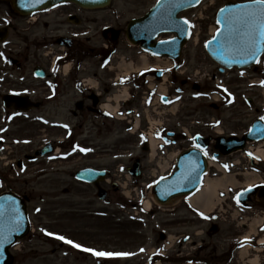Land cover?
I'll return each mask as SVG.
<instances>
[{
  "label": "flooded vegetation",
  "instance_id": "flooded-vegetation-1",
  "mask_svg": "<svg viewBox=\"0 0 264 264\" xmlns=\"http://www.w3.org/2000/svg\"><path fill=\"white\" fill-rule=\"evenodd\" d=\"M120 17L117 12L88 10L72 3L50 10L18 13L9 3L0 0V53L3 54L0 56V192L20 196L34 217L35 234L27 236L22 243L45 239L48 244H54L43 235L44 229L50 231L48 226L53 221L42 219L44 211L33 202L36 187L32 185V191H27L28 184L23 180L32 178L39 190L44 188L42 194H55L57 187L64 184L65 176L72 179L81 170L95 169L89 165L93 156L89 152L98 150L97 145L108 142L109 137L111 148L115 147L112 151L118 155L119 146L112 144V140L121 126L120 116L134 117L135 101L151 95L147 79L151 75L156 78V72H148L149 66L138 68L142 66L144 53L140 46L132 49V56L131 45L125 50L121 48L128 23L123 26ZM99 36L100 45L96 41ZM131 64L132 71L139 73L136 77H131V69L125 70V66L131 68ZM254 73L262 76L264 69L254 70ZM243 84L242 79L228 83L230 88L234 87L231 92L236 98L232 106L228 105L227 98L226 105L213 106L211 116L219 117V127L224 130L223 139L227 141L245 136ZM209 91L218 92L214 87ZM125 94L127 98L123 99ZM229 112L232 118L227 117ZM132 122L130 119L129 123ZM216 128L213 125L201 132L209 140L208 152L212 155H218L216 147L220 140H213ZM173 137L175 140H167L168 144H176L183 138L175 134ZM134 140L131 139V146ZM80 148L85 151L81 152ZM41 181H45V187L39 185ZM91 187L96 192L102 189L111 197L113 187L107 184ZM65 190L73 193L74 189ZM118 191L115 189L116 193ZM257 194L264 199L263 190L258 189ZM176 221L179 220L173 222ZM181 223L185 224L183 229L192 230L184 236L183 242L190 240L194 243L192 249H197L187 252V248L179 244L178 251L183 257L176 264H239L238 258L243 264L251 263L249 257L253 253L240 255L242 240L246 237L240 234L247 233L246 228L236 231L237 234H232L231 229L230 235L225 237L219 235L222 229H217V235L207 232L209 240L219 242L215 240L208 247L204 244L200 247L195 236L198 221L185 220L177 224ZM214 224L211 222L210 227ZM167 239L165 235V241ZM249 242L252 246L259 245L258 238ZM203 250L209 251L205 257H201ZM55 252L53 249L52 253ZM37 254L36 250L20 252L24 260ZM79 255L78 259L88 260ZM259 264H264V260H259Z\"/></svg>",
  "mask_w": 264,
  "mask_h": 264
},
{
  "label": "rangeland",
  "instance_id": "rangeland-1",
  "mask_svg": "<svg viewBox=\"0 0 264 264\" xmlns=\"http://www.w3.org/2000/svg\"><path fill=\"white\" fill-rule=\"evenodd\" d=\"M158 1L159 0H117L113 3L110 10H116L121 14L120 20L124 26L132 19L145 16ZM244 1L252 0H207L199 8L181 15V17L188 19L194 27H192L190 40L183 53V68L177 73H172L167 78L166 90L174 97V102L169 106L163 107L160 102L156 105L153 102L151 107L148 106V118L150 121L148 122V120L144 119L142 124L143 129L147 130V125H150V133L162 131L163 127L183 132V117L188 115L194 116L196 109H198L200 114L207 120H213L208 114V112H210L209 104L213 100L210 98V95L206 93H196L193 86L195 83H198L206 92L208 86L213 83V75L217 74V66L206 54L205 44L212 37L213 32L218 28L216 24L218 11L229 2L241 3ZM96 41L100 45L102 43V38L99 36L96 38ZM120 45L121 48L125 50L126 46L123 44V41H121ZM132 55H134V52L131 50V56ZM170 69L174 68L171 67ZM183 80L188 81V84L182 86ZM180 88H183L182 94L178 92ZM246 91L245 97L249 96L254 98L258 91L259 99H261V102L257 105L255 104L254 107H247L245 103L243 104L245 113L247 114L246 117L249 119V125L251 121L256 118L257 112L264 107V89L256 91L247 88ZM157 97H160L159 93ZM215 98L217 100L219 96ZM140 102L141 99L137 100L134 107H137L141 112ZM174 106L179 107L176 109L175 113H172L170 110H172ZM229 116H231V112L227 114V117ZM194 124L191 123V125ZM119 130V136L122 135L120 141H123V143L121 142L118 144L119 155L122 154L119 157V161L115 160L111 151L110 153H101V151L98 150L97 154L101 153V156H94L96 159L94 164L101 168H111V170L116 173L115 181H119L121 187L120 192L116 193L115 189L112 188L109 201L107 203H102L96 198L93 189L88 186L76 184L70 176H65L66 178L63 180L64 184L57 187L55 194L48 195L42 194L44 188L39 190V186L33 183L32 178H28L27 181L23 180L24 183L28 184L25 186L27 191H32V185L36 187L33 192V202L35 203L34 205L43 208L44 217L42 219L53 221L54 230H56L58 234H66L69 238H73L75 243L80 244L82 248L90 249L97 247L98 251L128 254L122 257L101 258L102 264H176V262L183 257L178 251L179 244L184 245V247L187 248V252H192L197 249V247L192 249L194 244L192 241L183 242L182 240L184 235L192 233L190 229H183L185 227L184 223L180 225L177 224L185 220L199 221V223L195 224L196 226L197 224L199 225V227L195 229V236L198 237V245L202 246V244H204L208 247L210 242L216 240H209L206 235L209 229V222L206 221L209 220L189 211L187 209V203L182 202L181 206L176 208V211H164L154 205L151 212H145L143 208L139 207V204L135 206L137 203L144 204L146 200H150L148 188L161 178V170L157 163L160 159L151 161L148 153L139 145L136 139L132 142V146L129 145L127 141L130 135L122 128H119ZM103 134L106 139V132ZM110 142L111 141L106 143V141H104L103 147L101 148L113 150V148L111 149L106 146L110 144ZM116 142L117 140L114 144H116ZM251 148H254V152L259 151L263 153L264 143L253 145ZM246 151L226 156L222 159L220 164L232 175L255 174L254 172H256L264 177V162L260 159L255 161V157H253L252 153L250 152L251 154H249L246 153ZM170 153L171 156L176 154L177 149L171 150ZM134 158H141L144 160L142 162L144 167L143 178L139 179L137 184L135 183L136 180L132 177L129 178L126 172L123 171V173H120L119 169L117 172L115 170L116 168L122 167L128 168L130 165L132 167V160ZM168 161L172 164V161ZM210 173L212 179L218 177L216 168H212ZM242 177L236 176V180L240 182L243 181L245 185L247 180ZM112 181H114V178H112ZM112 183L113 182H111V184ZM39 185L45 187V181H41ZM111 186L113 187V185ZM65 188L68 190L74 189L73 193L66 192ZM231 196L233 197V193ZM41 199H43L42 202ZM219 200L220 203L217 206L218 209L215 211V217H217L216 222L220 223L223 229L220 237L230 235L229 231H231V229L233 230L232 234L239 233L236 231L242 230L244 223L246 224L244 229H247V233H242L240 235L252 234L254 233L252 229L254 221L264 219V207H260V204L258 207L253 206L251 211L242 215L240 214L242 212L240 211L241 209L233 203L232 198L225 200L222 197L221 199L219 198ZM256 204L257 202H255V205ZM262 205H264V201H262ZM82 210H88L98 215H93L91 212H80ZM51 211L53 213H51ZM242 216L245 217L243 218ZM174 220L179 221L173 222ZM162 232H166L171 237L168 242L161 241L160 237ZM218 242L219 240H216V243ZM223 244L225 245L224 242ZM168 247H170L168 250L169 259L164 261L159 256V251L162 248L167 250ZM141 248L144 251L143 253L140 252L142 251ZM53 249L56 250L55 254L50 255L49 259H45L44 264H96L97 262L93 257H90L88 260H84L83 258L80 260L78 259L79 254L72 252L73 250L70 255L67 252L68 249H60L59 244L56 243L51 245L43 239V241H35L30 244L26 242L20 243L19 246L13 250L14 252H19V256L16 252L14 253L17 257L13 264H21L23 261L24 264H42V261L38 262L33 260L36 259V257H30L31 259L24 260L20 252L25 253L37 250L41 253H46L48 250L52 251ZM250 251H252V249ZM155 252H157V256H159L157 258L159 262L150 263L152 261L151 255ZM208 254L209 251L207 250L201 251V257H205ZM258 255L257 253V259H259ZM260 259L264 260L263 255H261ZM237 260L240 262L239 264H242L240 258Z\"/></svg>",
  "mask_w": 264,
  "mask_h": 264
},
{
  "label": "water",
  "instance_id": "water-1",
  "mask_svg": "<svg viewBox=\"0 0 264 264\" xmlns=\"http://www.w3.org/2000/svg\"><path fill=\"white\" fill-rule=\"evenodd\" d=\"M13 3L15 8H21L18 3L24 8L34 7L43 3H47L45 6H51L62 2H76L83 7L87 8H100L106 7L110 4L111 0H42V2H37L35 4L29 3L25 5V0H9ZM201 0H199L200 2ZM172 3H181L183 7L177 8L173 12V19L179 21L183 27V31L177 30L175 27H169L164 20L167 9L170 7ZM198 3L190 2V0H161L155 9L144 19L133 21L128 29V37L134 43H143L144 49L151 51L155 54L159 55H170L173 58H178L182 46L188 40L189 26L183 25V20L177 18L178 13L184 11L188 8H191ZM249 4V3H246ZM244 5V4H241ZM240 5L239 4H228L225 9H236ZM19 10V9H18ZM223 13H219L218 21H221L220 26L223 24ZM175 32L178 34V38L171 40L175 41L174 43H168L170 41H164L165 43H157L154 44V41L159 37V35L163 33H172ZM218 44L216 40H212L207 44V50L209 54L220 64L232 68L235 66L239 67H250L255 62L242 64V63H232L225 62V58L222 54H214L216 52V48ZM261 124H257L250 136L248 138L250 140H263L264 134H262V128H259ZM232 144H228V149L226 150V154H229L235 149L242 148L244 144L236 145L235 147L231 146ZM230 146V147H229ZM196 165V172L193 175H189L193 166ZM207 171V163L202 156L196 152H190L184 154L179 160L177 171L175 174L169 179L162 180L158 183V185L153 189V197L155 200L162 205H171L177 200L181 198L195 193L200 187L203 175ZM18 210L21 221V228L18 232H13L10 237V243L5 242L3 244L2 250H0V264H9L11 259L7 253V250L10 246H12L18 238L23 237L28 229L27 220L25 218L24 207L21 202L11 196L2 197L0 199V238H3L7 235V233L13 227L12 217L15 214V211Z\"/></svg>",
  "mask_w": 264,
  "mask_h": 264
},
{
  "label": "snow or ice",
  "instance_id": "snow-or-ice-1",
  "mask_svg": "<svg viewBox=\"0 0 264 264\" xmlns=\"http://www.w3.org/2000/svg\"><path fill=\"white\" fill-rule=\"evenodd\" d=\"M37 2H42V0H31V3L35 4ZM193 3H199V0H190ZM29 3V0H25V5ZM183 7L181 3H172L167 9L164 20L169 27H175L179 31H183L181 23L173 19V12L177 9ZM223 13V24L216 33V42L218 47L214 54H222L225 58V62L232 63H242L247 64L251 62L260 63L261 55H264V0H252V3L240 5L236 9H221ZM183 25H188L189 27H194L190 22L185 19ZM221 24V21H217ZM175 41H170L168 43H174ZM165 43V42H162ZM207 46V45H206ZM3 54L0 53V56ZM243 75V73L241 74ZM264 86V82H261ZM225 91H227L225 89ZM264 119V117H261ZM61 127H67V125H61ZM199 147V145H197ZM81 152L85 149L80 148ZM204 154L207 155L206 150ZM215 159V157H212ZM196 165L193 166L189 175H193L196 172ZM237 203L239 204V197H237ZM39 211V209L37 210ZM2 215V213H0ZM201 216L204 219H209L206 216ZM13 227L7 233L6 236L0 238V250L3 248L5 242H11L10 237L13 232L20 231L21 221L18 210L15 211L12 217ZM46 235L53 236V233H45ZM55 239L62 241L65 244L71 245L73 248L81 249L85 252H92V254L98 258H114L122 257L128 255L127 253H110L103 251H95L92 249L82 248V246L74 241L67 239L62 235H55ZM247 243V242H242Z\"/></svg>",
  "mask_w": 264,
  "mask_h": 264
},
{
  "label": "bare ground",
  "instance_id": "bare-ground-1",
  "mask_svg": "<svg viewBox=\"0 0 264 264\" xmlns=\"http://www.w3.org/2000/svg\"><path fill=\"white\" fill-rule=\"evenodd\" d=\"M151 59H149L147 56H143V58L141 59V63L142 66L138 67V68H147L149 65H156V66H167L168 63H165L161 60H155V62H151ZM131 69V71L133 70V64H131V68H129V66H125V70L129 71ZM166 81V80H165ZM166 82L162 85V87L160 88V93L165 95L167 93L166 91ZM127 96V94H126ZM125 96V98H126ZM179 106H174L172 108V113L176 112V109ZM158 142L153 138L151 141V158L154 159L156 156V150L158 147ZM259 155H261L264 158V154H262L261 152L259 153ZM168 164L164 163V165L162 166V169L164 171L168 170ZM221 173L225 174L224 172L220 171ZM244 177L247 180L246 185L252 186L253 184H257L258 181V177L257 175L254 174H246L244 175ZM238 187L239 183L234 181V177L233 176H227L224 175L223 178L221 179H217V180H206L205 182V186L204 188L200 191V193H198L197 195L190 197L189 198V203L191 205H193L196 209L200 210L201 212L205 213V214H210L212 213L217 206L220 203V200L218 199V194L220 192H224L227 188L229 187ZM145 208L147 210H150L152 208V204L150 201H147L145 204ZM261 220L260 221H256L257 224H261ZM264 243V238L261 240V244ZM242 255H247V251H243ZM253 264H258V260H255L253 262Z\"/></svg>",
  "mask_w": 264,
  "mask_h": 264
}]
</instances>
